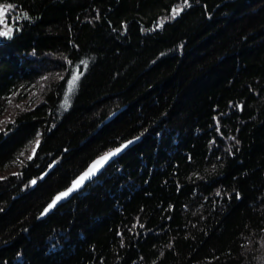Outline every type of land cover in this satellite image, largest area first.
<instances>
[{
    "label": "trees",
    "instance_id": "trees-1",
    "mask_svg": "<svg viewBox=\"0 0 264 264\" xmlns=\"http://www.w3.org/2000/svg\"><path fill=\"white\" fill-rule=\"evenodd\" d=\"M0 5V115L36 103L0 129V264H264V0ZM129 137L39 217L52 178Z\"/></svg>",
    "mask_w": 264,
    "mask_h": 264
},
{
    "label": "rangeland",
    "instance_id": "rangeland-1",
    "mask_svg": "<svg viewBox=\"0 0 264 264\" xmlns=\"http://www.w3.org/2000/svg\"><path fill=\"white\" fill-rule=\"evenodd\" d=\"M0 8L4 9V14L2 16H0V32H5V26L7 25L6 24L7 19H5L6 18L5 15H6V12L8 11V8H7V6H2V5H0ZM34 99H33L32 95L29 93V94H27V96L25 98L20 97V100H18V102H16L17 101L16 100L13 104L9 103L6 111H4L0 115V129L13 122V119H14L13 118V110L22 109L23 105H27V106L31 107L33 104H36L34 102ZM35 135H36V131H32V130L27 129L26 132L21 136L22 141H23V143L21 142V147H19L18 150L15 149L16 151L13 150L12 153L7 152L6 157H5L6 160L2 164V165H6L7 167L5 168L4 172L1 173L2 178H4L6 175L15 174L17 172L16 166L15 165L11 166L13 161H15V163H16V160L18 161L20 157L26 158L28 156L29 159L33 157V155L35 154V151H36V145L38 144V140H39V139H36ZM130 139L131 138L129 137L127 140H130ZM125 141H123V142H125ZM119 145H117V146H119ZM113 148H115V147H113ZM113 148H110V149H108L106 151L104 150V151L107 152ZM21 149L23 151L21 153H19L20 154L19 156H17L18 152H20ZM105 152H103V153H105ZM103 153H102V151H99L98 153H96L93 157H91L89 160H87V162L85 164H83L79 168V170L73 175H69V173H66L65 175H60V176H57L55 178H52L51 181L49 182L50 186L47 187V190L45 191V193L40 194V195H43L42 197H40L41 200L46 198V196H49L48 200L45 202L46 204L43 205L44 209L61 192L65 191L71 185L72 181L74 179L78 178L87 169V167L92 163V161L95 160V158L99 157ZM113 161L114 160H112L110 163H112ZM98 176H96V177H98ZM96 177L94 179H92L91 181L87 182L81 189H79V191L68 196L65 200L61 199V201L58 202V205L55 208H57V207L61 206L62 204L68 202L79 192H82L90 182H92L93 180L96 179ZM44 209L41 210V214L39 215L40 218L46 217L45 215H43Z\"/></svg>",
    "mask_w": 264,
    "mask_h": 264
},
{
    "label": "water",
    "instance_id": "water-1",
    "mask_svg": "<svg viewBox=\"0 0 264 264\" xmlns=\"http://www.w3.org/2000/svg\"><path fill=\"white\" fill-rule=\"evenodd\" d=\"M139 140V137H136V138H131L130 140H126L125 142H123L122 144H120L119 146L103 153L102 155H100L99 157L95 158V160L92 161V163L87 167V169L76 179H74L71 183V185L63 192H61L60 194L62 193H65V192H69V189H73V186L75 184V182H77L78 180H80L81 177H83L85 175V173L89 172V170L93 167L94 164H96L97 161H100L103 157H106L108 156L109 158L104 161L102 163V165L100 167H98L95 172L91 175H89L86 179L83 180V182L79 185V187H76L74 188V190H72L71 192H69V194L65 197L62 198V200H65L68 196L74 194L75 192L79 191V189H81L87 182L91 181L92 179H94L96 176H98L102 171L103 169L112 161V160H115L117 157H119L122 153H124L130 146H132L133 144H135L137 141ZM119 149V151H117ZM110 153H115L114 155H111L109 156ZM59 194V195H60ZM58 195V196H59ZM56 199V198H55ZM54 199V200H55ZM53 200V201H54ZM51 201L47 206L46 208L44 209L43 211V215H48L49 213H51L55 207L58 205V202L61 201L58 200L55 205L53 207H49V205L52 204ZM42 215V216H43Z\"/></svg>",
    "mask_w": 264,
    "mask_h": 264
},
{
    "label": "snow or ice",
    "instance_id": "snow-or-ice-1",
    "mask_svg": "<svg viewBox=\"0 0 264 264\" xmlns=\"http://www.w3.org/2000/svg\"><path fill=\"white\" fill-rule=\"evenodd\" d=\"M4 14V9L0 8V16H2ZM0 35H10V32H0ZM79 77L78 76H73L71 81L69 82V88L68 91L69 93H71L72 91H74V89L77 86V82H78ZM67 99L68 97H66V103H67ZM119 151V149L117 150ZM115 153H110L109 156L114 155ZM109 157H103L100 161H97L96 164L93 165V167L89 170V172L85 173V175L83 177L80 178V180H78L77 182H75L73 189H69V192H71L72 190H74V188L79 187V185L83 182L84 179H86L89 175L93 174L95 172V170L100 167L102 165V163L104 161H106ZM69 192H65L60 194L59 196L56 197V199L52 202L51 205H49V207H53L55 205V203L62 199L63 197L67 196L69 194Z\"/></svg>",
    "mask_w": 264,
    "mask_h": 264
},
{
    "label": "bare ground",
    "instance_id": "bare-ground-1",
    "mask_svg": "<svg viewBox=\"0 0 264 264\" xmlns=\"http://www.w3.org/2000/svg\"><path fill=\"white\" fill-rule=\"evenodd\" d=\"M47 216V215H46Z\"/></svg>",
    "mask_w": 264,
    "mask_h": 264
}]
</instances>
